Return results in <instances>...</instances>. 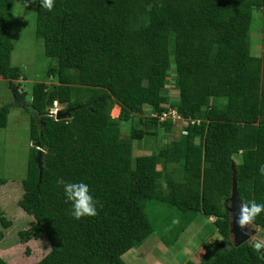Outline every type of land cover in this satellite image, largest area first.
I'll use <instances>...</instances> for the list:
<instances>
[{"label": "trees", "instance_id": "16d2710c", "mask_svg": "<svg viewBox=\"0 0 264 264\" xmlns=\"http://www.w3.org/2000/svg\"><path fill=\"white\" fill-rule=\"evenodd\" d=\"M13 2L0 0V79L28 94L29 136L44 150L39 175L32 147L17 202L36 221L17 232L20 241H49L35 264H127L123 254L154 232L152 202L187 219L215 217L220 240L183 264H264L253 242L233 243L228 210L233 174L239 204L264 203V30L260 55L251 42L264 0H55L51 11L37 0L35 35L56 63L29 93L11 63ZM55 100L67 117L47 115ZM9 107H0V128ZM168 108L199 122L151 116ZM163 132L177 134L134 155V142ZM80 181L103 207L77 220L63 185ZM253 225L264 232V213Z\"/></svg>", "mask_w": 264, "mask_h": 264}, {"label": "rangeland", "instance_id": "374dc122", "mask_svg": "<svg viewBox=\"0 0 264 264\" xmlns=\"http://www.w3.org/2000/svg\"><path fill=\"white\" fill-rule=\"evenodd\" d=\"M36 5L37 0H14L13 2L12 41L14 48L11 52V63L21 67L25 76L20 79V88L24 89L26 93H29L34 82L50 81L47 68L56 63L55 58L45 54L42 39L35 35ZM263 30L262 14L255 12L251 42L252 51L257 55L262 53ZM168 89L170 100H176L178 91L171 82ZM25 97L28 101V94ZM6 103L10 107L6 126L0 128V177H4L7 181L20 183L27 175V164L34 146V142L29 136L30 112L22 105L20 107L14 105L15 100L10 85L0 79V107ZM118 113L119 106H113L110 112L111 116L116 117ZM127 124L122 123L123 127H126ZM122 130V135H128L125 128ZM175 134L163 132L156 137L138 140L134 142L133 153L137 155L155 152L157 146L168 144L176 136ZM22 192V187L19 186L20 196ZM11 204L8 200L5 201V206L10 207V210ZM163 206L152 202L146 207V213L154 227V232L135 247L140 256L134 259L131 264H153V262L183 264L188 259L198 262L196 252L206 242L220 240V237L213 231L212 222L215 217L206 218L197 213L187 219L186 216L178 214L175 210ZM251 229L256 231L251 234L249 240L264 247L262 229L253 224ZM40 242L48 244L45 237L40 239ZM31 247L35 246L31 245ZM123 259L127 262L126 257Z\"/></svg>", "mask_w": 264, "mask_h": 264}, {"label": "crops", "instance_id": "0c3cea01", "mask_svg": "<svg viewBox=\"0 0 264 264\" xmlns=\"http://www.w3.org/2000/svg\"><path fill=\"white\" fill-rule=\"evenodd\" d=\"M14 105L19 106L17 103ZM19 186H21V182L15 183L11 180L0 186V216H4L10 222L8 227H4L0 221V264H3V262L5 264H35L50 250L48 240L46 245L40 242L42 238L30 239L26 242H21L19 239L17 233L19 230L31 227L36 223L33 216L27 214L17 203L21 197ZM6 200L12 203L11 210L10 207L5 206ZM31 245L35 247L32 248ZM25 248L29 249L28 254ZM139 256L135 248H131L123 254V257H126L127 264H131Z\"/></svg>", "mask_w": 264, "mask_h": 264}, {"label": "clouds", "instance_id": "9594fccd", "mask_svg": "<svg viewBox=\"0 0 264 264\" xmlns=\"http://www.w3.org/2000/svg\"><path fill=\"white\" fill-rule=\"evenodd\" d=\"M40 4L42 8L51 11L54 8L55 0H40ZM24 101L27 102L26 99H24ZM55 101L59 104L57 100ZM35 146L36 149L40 148L38 145ZM259 171L261 175H264V165L260 166ZM63 187L66 202H71L72 205L69 210L70 214L75 219L79 220L83 217L98 215V205L100 208H102L103 205L92 195V190L87 183L82 181L68 182L65 183ZM261 213H264V203H257L255 200L242 202L236 222L242 229L247 228L251 230L252 224ZM256 249L260 251L261 246L256 244Z\"/></svg>", "mask_w": 264, "mask_h": 264}, {"label": "water", "instance_id": "95a60500", "mask_svg": "<svg viewBox=\"0 0 264 264\" xmlns=\"http://www.w3.org/2000/svg\"><path fill=\"white\" fill-rule=\"evenodd\" d=\"M12 81L8 80V84L11 87V90L13 92V96H14V100L15 103H17V105H22L25 108L26 105H28V103L26 101H24V96L23 94H21L18 89L16 88L15 85H11ZM20 95V98L23 99V103H19L17 101V97L18 95ZM70 110H64V111H60L57 115V120L65 118L69 115ZM35 145H38V143L34 142ZM44 150L37 148L35 157H34V161L38 166L39 169V175L41 174V170H42V154H43ZM240 206L241 204H239L238 199H237V193H236V182H235V177L234 174L232 176V190H231V194L229 197V206H228V210L230 213V235L232 237V241L235 245H241L244 242L248 241L251 234L254 233L256 230L255 229H247L244 228L242 229L239 224L236 222L240 213ZM253 244L256 246V244H259L257 242H253ZM261 246V244H259ZM261 253V256L264 258V247L261 246V250L259 251Z\"/></svg>", "mask_w": 264, "mask_h": 264}, {"label": "built area", "instance_id": "2783aa9c", "mask_svg": "<svg viewBox=\"0 0 264 264\" xmlns=\"http://www.w3.org/2000/svg\"><path fill=\"white\" fill-rule=\"evenodd\" d=\"M61 110V106L56 102L53 101L52 105L48 107L47 109V115L49 117H52L54 120H57V115ZM151 116L158 117L160 121L170 119L172 123L177 124H187V121H190V123H198L199 120L195 119H189V118H183L181 114L178 113V111L175 108H168L166 110H163L161 114L157 113H151Z\"/></svg>", "mask_w": 264, "mask_h": 264}]
</instances>
